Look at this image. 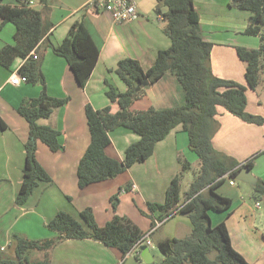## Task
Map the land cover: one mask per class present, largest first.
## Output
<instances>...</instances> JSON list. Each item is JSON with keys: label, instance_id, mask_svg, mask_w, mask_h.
Here are the masks:
<instances>
[{"label": "crops", "instance_id": "obj_1", "mask_svg": "<svg viewBox=\"0 0 264 264\" xmlns=\"http://www.w3.org/2000/svg\"><path fill=\"white\" fill-rule=\"evenodd\" d=\"M89 1L49 0L47 8L38 1H32L30 6L42 11L44 21L52 25L37 49L45 86L28 82H23L20 86L11 84L12 76L19 74V69L25 64L24 60L17 59L11 69L0 65V246L6 250L11 249L14 234L31 240L57 238L58 234L47 228L54 214L65 211L81 221L79 213L91 208L100 227L105 226L115 215L130 218L147 233L146 237L152 243L150 254L154 263L156 259H160L158 254L153 253L154 247L158 249L159 245L164 246L167 240L173 238H186L192 231L187 217L178 218L179 220L172 223V219L164 224L157 222L160 226L157 230L152 226L151 220L145 217L149 203L162 204L165 201L166 190L172 179L178 175V162L182 154L187 151L189 156L192 152L183 127H175L163 141L157 143L147 161L132 166L116 178L81 190L77 184V169L91 142L86 106L90 104L96 110L110 106L112 112L116 113L119 110L118 105L111 103L106 95L108 85L114 86L121 93L127 90L116 73L118 62L132 58L144 70H148L154 64L158 52L168 49L171 41L163 32V17L155 11L157 0H137L139 18L130 24H115L109 14L90 7ZM230 2L194 0L200 15L201 34L206 41L214 44L211 53L213 73L219 78L246 86V65L237 56L236 48L257 49L260 39L258 42L257 37L243 33L249 20L243 14L247 11L231 6ZM162 11L165 9L162 8ZM76 22L85 25L100 50L97 66L84 88L78 84L67 61L56 55L50 47V44L60 45ZM9 24L11 23L2 25L0 18V49L14 43L15 27ZM5 30L7 34H4ZM44 89L50 97L68 99L67 104L55 109L48 119L38 121L39 125L61 133L59 141L63 150L54 153L45 144L38 142L36 158L54 184L50 188L45 187L46 191L43 193L38 191L36 195L34 192L26 204L19 206L16 198L23 181L29 124L18 113V108L24 100L38 98ZM257 91L258 89L247 91V111L264 117V104ZM185 103V92L180 82L172 72H168L158 82L149 85L145 97L135 102L131 109L142 111L154 107L162 110L180 107ZM217 120L220 127L213 138L215 149L230 155L239 163L247 161L250 154L262 150L251 171L257 180L264 181V126L246 124L223 108L218 109ZM110 139L107 155L123 161L126 149L137 143L140 137L129 129L120 127L110 132ZM227 180L231 189H237L236 182L232 185L230 178ZM1 182H11L13 192L9 194ZM127 183L129 188L126 193L124 186ZM132 186L137 187L136 191H128ZM116 193L119 194V203L114 210L111 207V198ZM219 194L231 198L234 205L235 197L224 189V185L219 189ZM8 196L12 198L11 209L3 206ZM130 196L133 197L134 204L130 201ZM63 197L70 201L65 203L63 209L57 208V203L62 202ZM241 199L242 205L239 208L233 207L229 216L226 213L209 214L210 223L216 226L226 221L233 248L249 264H264L263 213L255 218L249 217L251 210L248 209L244 197ZM256 205L255 209H260ZM1 213L2 217L4 214L13 213L14 218H2ZM257 218H261L262 223H258ZM214 220H217L216 223ZM136 253L134 250L123 259L117 249L91 239H75L60 242L51 252L50 260L52 264H136ZM160 254L163 255L161 252ZM140 258L144 264L142 251Z\"/></svg>", "mask_w": 264, "mask_h": 264}, {"label": "trees", "instance_id": "obj_2", "mask_svg": "<svg viewBox=\"0 0 264 264\" xmlns=\"http://www.w3.org/2000/svg\"><path fill=\"white\" fill-rule=\"evenodd\" d=\"M32 1H38L47 8L49 0H14V4L0 0L2 25L11 23L15 27L14 43L0 49V65L6 69H11L17 59H27L31 52H37L52 28L51 24L44 21L42 11L30 6ZM230 1L231 6L250 13L243 33L260 39L257 49L236 48L237 56L246 65V86L219 78L213 73L211 53L214 44L206 41L201 34L200 15L194 0H157L155 11L163 17V32L170 39L171 46L158 52L154 64L148 70H144L132 58L118 62L116 73L127 90L121 93L108 85L106 93L110 102L118 105L116 113L112 112L110 106L96 110L89 104L85 109L91 142L77 169V184L81 190L116 178L133 165L147 161L156 144L179 125L187 133L190 150L200 160L199 175L191 184L184 202H181V175L178 174L166 190L164 203L148 204L153 227L157 222L164 224L178 215L186 216L192 227L188 237L167 240L163 248V260L151 264H249L233 248L226 221L213 226L209 216L210 211L231 215L233 200L219 194L217 188L227 178L235 180L243 167L252 170L255 160L262 154L239 163L217 151L213 145V138L220 127L217 120L219 108L246 124L264 126L263 116L247 111V91L258 89L259 75L264 70V0ZM50 47L56 55L67 61L78 84L84 88L100 55L85 25L76 22L60 45L50 44ZM168 72H172L180 82L185 92V105L162 110L149 107L132 111L133 104L145 97L146 88ZM19 74L28 83L45 86L41 62L38 60L28 58L19 69ZM146 80L148 86H144ZM67 102L68 99L50 97L44 89L38 98L24 100L18 108V113L29 124L23 181L16 198L19 206L27 203L40 182L52 181L36 158L37 145L41 142L57 153L63 150L59 141L61 133L39 125L38 121L48 119L55 109ZM120 127L140 137L137 143L126 149L123 161L109 157L106 152L111 144L110 132ZM188 166V162L183 164L184 169ZM254 188L257 193L264 195L263 180L258 179ZM117 199L119 194L111 198L114 210L119 203ZM156 212L159 213L158 217L154 215ZM79 216L81 221L67 212H58L47 224L48 229L58 234L54 239L31 240L14 234L11 249L3 251L0 246V264H52L50 254L53 249L62 241L75 239H91L117 249L123 259L135 250L136 264H142L141 250L135 248L145 240L147 233L130 218L115 215L105 226L100 227L91 208H86Z\"/></svg>", "mask_w": 264, "mask_h": 264}, {"label": "rangeland", "instance_id": "obj_3", "mask_svg": "<svg viewBox=\"0 0 264 264\" xmlns=\"http://www.w3.org/2000/svg\"><path fill=\"white\" fill-rule=\"evenodd\" d=\"M5 2L7 3H14V0H4ZM245 12V11H244ZM245 14L248 18L250 17V13L248 12H245L243 13ZM155 18H156V15H155ZM9 26H11V24H9ZM163 26V25H162ZM2 31V30H1ZM4 34H7V31H3ZM258 38V42H259V37ZM259 78H260V84H259V87H258V91H257V94L259 96V98L262 100L263 104H264V70H262L260 72V75H259ZM250 113V112H249ZM252 114V113H251ZM262 151V150H261ZM260 150L258 153L255 152V154H250L249 158L253 157V156H257L259 153H262ZM190 155L188 156V152L186 151L185 153L182 154L179 162H178V174L181 175V202H184L186 200V196H187V193L191 187V184L193 183V181L198 177L199 175V171H200V167H201V164H200V160L199 158L193 153V152H190L189 153ZM223 154V153H222ZM226 155V154H225ZM228 157H230V155H227ZM189 163V166L187 169H184L183 168V164H186V163ZM140 164V163H139ZM136 165V164H135ZM134 166V165H133ZM262 166L264 167V163L262 164ZM131 168V167H130ZM129 168V169H130ZM258 168H259V164H258ZM257 168V169H258ZM128 169V170H129ZM128 170H126L124 173H126ZM258 171V170H257ZM236 180V179H235ZM233 180V181H235ZM231 181L232 179H230V184H231ZM236 182V187L237 189H231V187L229 186V181L227 180L223 185H224V189L227 191H230L231 195H233V197H235L234 199V205L233 207L234 208H239L240 205H242V199L241 197H244V200L246 201V205L248 207L249 210H251V212L249 213V217H258V214H261L263 213V216H264V195H260L259 193L256 192L254 186L252 185H249V184H245L243 182H240V181H235ZM3 185H5L6 189H7V192L10 194L12 193V187H11V182H1ZM54 183L52 181H50V183H46V182H40L39 183V186L34 190V192H36V195H38V191H42V193L44 191H46L44 188H50V186H52ZM221 185V187L223 186ZM125 189L124 191H126L127 193V189L129 188L128 186V183L125 184ZM217 188V192L219 193V189L221 188ZM133 191L132 188L130 187V189L128 191ZM236 191H238V193L236 194ZM33 192V194H34ZM130 193V192H128ZM118 193H116L115 195H117ZM33 196V195H32ZM31 196V197H32ZM133 196V194L131 195ZM129 197L130 201L132 202V204H134V199L133 197ZM30 197V198H31ZM61 200H63L62 202H64V204L59 201L56 205L57 208H64V205L66 202H69L70 199L67 198V197H63ZM5 204L3 206H8V209H11L12 206L11 203H12V198L11 196H8L6 199H5ZM118 199H117V203H118ZM164 203V202H163ZM241 203V204H240ZM67 204V203H66ZM258 205L260 207V209H255V205ZM256 205V207H257ZM111 207H113V203L111 202ZM232 207V209H233ZM257 207V208H259ZM65 212V211H64ZM57 214V213H56ZM54 214V215H56ZM80 214V213H79ZM209 214H214V215H217V214H225L224 212H216V211H210ZM155 215L158 217L159 216V213H155ZM1 217H2V213H1ZM55 217V216H54ZM53 217V218H54ZM145 217L149 218L151 220V222L153 221V218H152V213H151V210L149 209L148 207V210L145 214ZM182 217L186 218V216H176L174 217L170 223L174 222L175 220H179L178 218L182 219ZM215 217V216H214ZM213 217V218H214ZM2 218H6V219H12L14 218V214L13 213H8V214H4V216ZM1 218V220H2ZM52 218V219H53ZM80 218V216H79ZM51 219V220H52ZM258 219V223H262V219L261 218H257ZM50 220V221H51ZM81 220V219H80ZM217 220H214V223H216ZM159 224H155V230H157L160 226H158ZM216 225V224H215ZM165 226V225H164ZM169 225H167L168 227ZM182 235V234H180ZM153 253L154 254H158L159 258L160 259H156L155 261L157 263L161 262L160 260L162 259V257H164L163 255L160 254V252L158 251V249L156 247L153 248Z\"/></svg>", "mask_w": 264, "mask_h": 264}, {"label": "built area", "instance_id": "obj_4", "mask_svg": "<svg viewBox=\"0 0 264 264\" xmlns=\"http://www.w3.org/2000/svg\"><path fill=\"white\" fill-rule=\"evenodd\" d=\"M89 6L96 11H101L109 14L115 24H130L135 22L139 18L137 0H90ZM28 58L38 60L39 56L38 53L34 50L33 52H31ZM27 59H24V63H26ZM10 82L14 86H20L23 82L26 83L28 81L20 74H15L14 76H12ZM231 184L235 185V181L232 180ZM131 188L133 191H136L137 189L136 186H132ZM257 207L259 206L257 205ZM147 237L143 242L137 245L135 249H141L143 245L151 248L152 243L147 239ZM2 250L4 251L5 248H2Z\"/></svg>", "mask_w": 264, "mask_h": 264}, {"label": "water", "instance_id": "obj_5", "mask_svg": "<svg viewBox=\"0 0 264 264\" xmlns=\"http://www.w3.org/2000/svg\"><path fill=\"white\" fill-rule=\"evenodd\" d=\"M149 82L146 80L144 82V86H148ZM139 89V88H138ZM236 180L255 186L257 184V178L253 175L252 171L248 168V167H243L242 170L238 173V175L236 176ZM164 246L159 245L158 246V250L164 255V250H163ZM142 251V258L144 261V264H151L152 263V258H151V254H150V248L148 246H142L141 249Z\"/></svg>", "mask_w": 264, "mask_h": 264}, {"label": "clouds", "instance_id": "obj_6", "mask_svg": "<svg viewBox=\"0 0 264 264\" xmlns=\"http://www.w3.org/2000/svg\"><path fill=\"white\" fill-rule=\"evenodd\" d=\"M145 246V245H144Z\"/></svg>", "mask_w": 264, "mask_h": 264}]
</instances>
